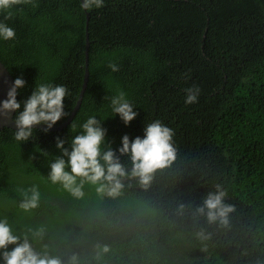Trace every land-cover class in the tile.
Instances as JSON below:
<instances>
[{"label":"trees","instance_id":"obj_1","mask_svg":"<svg viewBox=\"0 0 264 264\" xmlns=\"http://www.w3.org/2000/svg\"><path fill=\"white\" fill-rule=\"evenodd\" d=\"M82 3L33 0L0 10V23L16 33L0 38V61L25 81L20 111L36 86H65L67 115L56 125L80 97L88 42V79L69 122L33 127L27 141L15 139L16 129L0 130V219L18 243L27 237L64 264L73 255L81 264H264V0H104L91 10ZM189 88L199 89L192 104ZM119 92L137 113L127 125L112 110ZM90 117L106 129L101 152L110 146L129 172L122 137L144 138L155 120L173 129L175 159L148 188L125 177L116 197L85 183L75 198L50 182V165L63 155L57 138L71 151ZM33 185L39 206L25 212L21 190ZM217 185L233 208L227 226L195 211ZM98 245L110 249L99 260ZM15 246L0 249V264Z\"/></svg>","mask_w":264,"mask_h":264},{"label":"clouds","instance_id":"obj_2","mask_svg":"<svg viewBox=\"0 0 264 264\" xmlns=\"http://www.w3.org/2000/svg\"><path fill=\"white\" fill-rule=\"evenodd\" d=\"M32 2L33 0H0V10L7 11L14 5ZM35 6L33 4V7ZM103 6L104 0H83L81 4V7L86 10ZM11 16L12 13L8 11L6 19ZM15 36L13 28L0 23V38L11 40ZM108 67L113 72L119 70V66L115 63H109ZM24 85L25 81L22 78H16L8 91V98L0 104V113L19 112L15 116V124L18 129L15 132L17 141H27L32 136L34 125L45 124L47 126L45 131H47L67 115L64 111V99L68 90L62 85L41 84L36 86L27 100L23 101V110L20 111L21 102L17 100V95L18 90ZM186 92L185 103H195L198 99L199 89L189 88L186 89ZM111 105L114 115L118 114L125 125L129 124L137 115L124 92H119L118 95L112 97ZM81 129V134L71 138V151L64 147V140L57 138L56 147L61 149L63 155L51 163V171L48 176L51 183L61 184L75 198L84 196L85 183L95 185L96 191L100 195L116 197L120 195L124 187L122 181L125 177L136 178L141 187L148 188L155 172L167 167L175 159L176 149L172 143L175 133L172 128L162 124L160 120H155L145 126L144 138L137 136L130 141L127 135L122 137V146L118 151L121 155L130 154L132 162L130 172L122 166L119 157L110 146L103 153L101 152L106 129L101 126L100 120L90 117L81 125ZM64 156L68 157L67 161L63 158ZM66 165L70 167V171H66ZM21 195L23 198L19 203V208L23 211L30 212L39 206L40 192L37 186L33 185L31 188L21 190ZM225 197L226 191L221 190L217 185L216 191L209 192L202 205L196 208V213L206 216L210 224L219 222V224L227 226L229 213L233 211V208L224 203ZM180 207L182 210L183 205ZM33 235L38 236L40 232ZM197 236L201 239L208 238V235L203 231L198 232ZM19 240L20 237L13 233L7 219H0V249H7L10 244L16 245L11 251L5 250L2 253L5 264H64L57 256L49 255L47 252L43 254L36 252L27 237L22 243H18ZM97 247V260L110 250L107 245H98ZM67 264H81V262L78 256L73 255Z\"/></svg>","mask_w":264,"mask_h":264},{"label":"water","instance_id":"obj_3","mask_svg":"<svg viewBox=\"0 0 264 264\" xmlns=\"http://www.w3.org/2000/svg\"><path fill=\"white\" fill-rule=\"evenodd\" d=\"M88 42L86 41V47H85V70H84V80H83V87H82V91L80 93V97L78 98L73 110L71 111L69 117L64 120L61 124L59 125H53L50 129L48 130H57L62 128L63 126H65L69 120L73 117V115L75 114V111L77 110L80 100H81V96L83 93V89L85 88V83L88 79ZM14 83V79L11 76L10 72L8 71V69L5 67V65L0 61V104H2V102L4 100H6L8 98V91L10 90V88L12 87ZM14 113L15 111H10L7 114H3L0 113V130L3 127H9L12 129H17L16 124H15V119H14ZM33 127H38V128H43L46 129L47 126L45 124H37L34 125ZM18 130V129H17Z\"/></svg>","mask_w":264,"mask_h":264}]
</instances>
